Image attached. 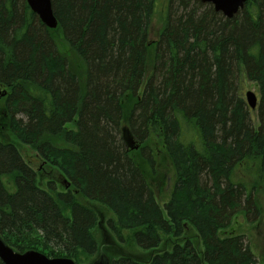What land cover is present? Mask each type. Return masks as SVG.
<instances>
[{
	"label": "trees",
	"instance_id": "16d2710c",
	"mask_svg": "<svg viewBox=\"0 0 264 264\" xmlns=\"http://www.w3.org/2000/svg\"><path fill=\"white\" fill-rule=\"evenodd\" d=\"M51 1L57 29L27 0H0L2 237L81 264L99 245L98 215L80 196L112 212L118 239L131 231L152 249L148 264H258L228 227L240 211L262 216L264 0L231 18L202 0H167L157 40L159 0ZM245 76L258 87V127ZM155 138L177 173L163 208L144 170L156 167ZM26 147L70 187L39 185Z\"/></svg>",
	"mask_w": 264,
	"mask_h": 264
},
{
	"label": "rangeland",
	"instance_id": "374dc122",
	"mask_svg": "<svg viewBox=\"0 0 264 264\" xmlns=\"http://www.w3.org/2000/svg\"><path fill=\"white\" fill-rule=\"evenodd\" d=\"M166 4L167 0H159L157 3V7L155 9L156 11L152 17V25L149 32L151 40L158 39L160 31L164 26L165 12L163 9L165 8ZM73 58L75 57L73 56ZM241 88L244 99L246 91L248 90H253L259 96L257 85L247 76L243 78ZM250 111L255 125L258 127V111L255 109H250ZM151 142L153 149L156 150V167L151 169L147 164L144 167V164L141 161L140 162L144 167L145 174H147L146 177L149 185H151L156 198H158V201L163 208L164 204L171 198V194L175 186V180L177 178V173L175 172L174 165L166 153V150L163 148L160 142L156 138L152 139ZM22 152L32 167L36 169L39 178V185L47 189V183L54 180L56 189L61 188L59 186L62 185V180L57 177L54 179L56 174L54 175L53 171H50V169L45 166V164H43L42 160L38 157V155H36V152L33 150V148H27V150L23 149ZM260 192L258 199L262 210V216L258 220H252L254 219L252 213L251 215H247L244 211H240L238 214H235L232 223L228 227V233L231 232L230 234L244 235L246 243L250 245L251 250H253L255 253L258 264H264V186H262ZM78 198L82 203L96 211L98 215V223L92 229V234H94V236L97 238L99 249L93 255H90V257L81 255V264H92L100 258L102 252H105L106 257H110L111 261L115 258H119L120 256H125V254H128L133 259L139 260L143 264H148V260H150L152 254L154 253L152 249L144 250L138 244H135L131 238V231L124 232L125 238L123 241L118 239L115 233L111 232L107 222L109 217L112 216V212H110V210H108L107 207L100 202L98 203L91 200L82 199L80 196H78ZM186 230L191 236L195 234V231H193L188 226L186 227ZM164 239L163 247H170L166 241L167 239L171 238L165 236ZM196 239L197 237L195 238V241ZM196 242L200 244L201 241Z\"/></svg>",
	"mask_w": 264,
	"mask_h": 264
},
{
	"label": "water",
	"instance_id": "95a60500",
	"mask_svg": "<svg viewBox=\"0 0 264 264\" xmlns=\"http://www.w3.org/2000/svg\"><path fill=\"white\" fill-rule=\"evenodd\" d=\"M248 0H202L204 3H211L216 11H221L226 17L231 18L238 13ZM32 11L39 15L42 23L51 29H57L59 24L56 14H54L53 3L51 0H27ZM5 95V92L2 93ZM248 105L252 109H256L259 104V99L253 90L246 92ZM134 148H138L135 146ZM67 183L66 186H68ZM0 261L2 264H76L70 258H49L44 253L33 250L27 252H16L12 249L5 240L0 236ZM92 264H112L105 253L102 252L100 258Z\"/></svg>",
	"mask_w": 264,
	"mask_h": 264
}]
</instances>
